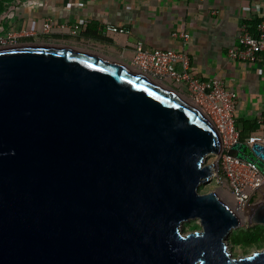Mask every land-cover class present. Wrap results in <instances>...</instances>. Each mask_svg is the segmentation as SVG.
<instances>
[{"label": "water", "instance_id": "95a60500", "mask_svg": "<svg viewBox=\"0 0 264 264\" xmlns=\"http://www.w3.org/2000/svg\"><path fill=\"white\" fill-rule=\"evenodd\" d=\"M186 98L92 49L0 46V264H264L227 240L264 225V184L244 217L199 192L221 141ZM232 148L264 176V145Z\"/></svg>", "mask_w": 264, "mask_h": 264}, {"label": "crops", "instance_id": "0c3cea01", "mask_svg": "<svg viewBox=\"0 0 264 264\" xmlns=\"http://www.w3.org/2000/svg\"><path fill=\"white\" fill-rule=\"evenodd\" d=\"M262 17L264 0H10L0 12V30L5 32L6 24V32L20 34V43L82 47L126 64L136 41L145 49L184 51L192 75L218 77L236 93V125L250 136L264 133V55L244 64L228 59L226 50L236 46L241 25L254 32ZM48 21L51 28L44 33ZM74 24L80 25L75 34ZM106 25L124 32H108ZM172 32L189 38L183 41Z\"/></svg>", "mask_w": 264, "mask_h": 264}, {"label": "built area", "instance_id": "2783aa9c", "mask_svg": "<svg viewBox=\"0 0 264 264\" xmlns=\"http://www.w3.org/2000/svg\"><path fill=\"white\" fill-rule=\"evenodd\" d=\"M187 1V0H177ZM74 24L72 33L79 30ZM50 22L43 24L42 30L48 33ZM108 32H124L121 27L106 25ZM32 32H25L31 35ZM173 37L188 40L186 32H172ZM17 34L7 31L0 34V46L17 44ZM264 55V17L256 24L255 31L250 32L246 25H241L236 35V46L226 50L228 59L240 63L252 64ZM129 65L180 93L193 102L216 127L221 141V153L217 157V170L212 178L221 191L229 197V204L237 215L244 217L248 208L256 203L258 189L264 184V176L254 162L235 156L233 145L245 142L247 145L258 143L264 145V133H254L246 139H240V132L235 120L236 93L226 87L218 77L199 79L188 71L189 58L184 51L168 48L145 49L136 41ZM184 95V94H183Z\"/></svg>", "mask_w": 264, "mask_h": 264}, {"label": "rangeland", "instance_id": "374dc122", "mask_svg": "<svg viewBox=\"0 0 264 264\" xmlns=\"http://www.w3.org/2000/svg\"><path fill=\"white\" fill-rule=\"evenodd\" d=\"M6 28V24H5ZM4 28L5 32L6 29ZM3 30H0V33H5ZM20 43V41H17ZM184 94L186 93H181ZM215 158L214 155H208L205 159V163H209L213 161ZM214 190L218 194L220 198H222L224 201H226L228 204L230 199L228 196H226L220 189V186L215 182L213 178H211L206 183L199 186V192L205 193L207 191ZM183 229L184 231H191L194 229L199 228V225L195 219H191L188 221H185L183 223ZM248 234L255 236L254 240H248ZM228 240V247L231 251L232 256L237 257L239 255H245L249 254L253 251L259 250L264 248V225H247L246 222L242 224L241 227H238L237 229L233 230L229 236L227 237ZM256 241V242H254ZM254 242V243H253ZM257 243V244H256Z\"/></svg>", "mask_w": 264, "mask_h": 264}, {"label": "trees", "instance_id": "16d2710c", "mask_svg": "<svg viewBox=\"0 0 264 264\" xmlns=\"http://www.w3.org/2000/svg\"><path fill=\"white\" fill-rule=\"evenodd\" d=\"M6 1H10V0H0V12L3 10V8H4V2H6ZM249 30V29H248ZM250 31V30H249ZM249 135H245V134H243V133H240V139L241 140H244V139H246L247 137H248ZM254 237L255 236H252V235H250V234H248V240H254ZM254 242H256V241H254ZM253 242V243H254ZM257 244V243H256Z\"/></svg>", "mask_w": 264, "mask_h": 264}, {"label": "bare ground", "instance_id": "6f19581e", "mask_svg": "<svg viewBox=\"0 0 264 264\" xmlns=\"http://www.w3.org/2000/svg\"><path fill=\"white\" fill-rule=\"evenodd\" d=\"M186 99H188V98H186ZM189 100V99H188ZM229 203L231 204V200L229 201Z\"/></svg>", "mask_w": 264, "mask_h": 264}]
</instances>
